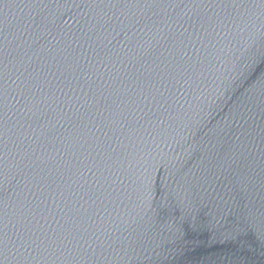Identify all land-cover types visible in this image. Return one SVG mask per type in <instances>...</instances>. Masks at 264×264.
<instances>
[{
    "label": "water",
    "instance_id": "1",
    "mask_svg": "<svg viewBox=\"0 0 264 264\" xmlns=\"http://www.w3.org/2000/svg\"><path fill=\"white\" fill-rule=\"evenodd\" d=\"M0 264H264V3L0 0Z\"/></svg>",
    "mask_w": 264,
    "mask_h": 264
},
{
    "label": "snow or ice",
    "instance_id": "2",
    "mask_svg": "<svg viewBox=\"0 0 264 264\" xmlns=\"http://www.w3.org/2000/svg\"><path fill=\"white\" fill-rule=\"evenodd\" d=\"M261 3H264V0H260ZM5 236L3 234H0V249H2V246L4 245Z\"/></svg>",
    "mask_w": 264,
    "mask_h": 264
}]
</instances>
